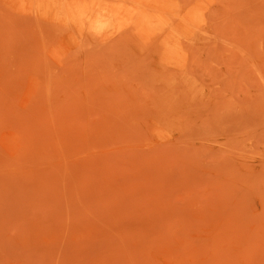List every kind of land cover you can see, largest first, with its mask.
Segmentation results:
<instances>
[{
  "label": "rangeland",
  "instance_id": "1",
  "mask_svg": "<svg viewBox=\"0 0 264 264\" xmlns=\"http://www.w3.org/2000/svg\"><path fill=\"white\" fill-rule=\"evenodd\" d=\"M0 264H264V0H0Z\"/></svg>",
  "mask_w": 264,
  "mask_h": 264
}]
</instances>
